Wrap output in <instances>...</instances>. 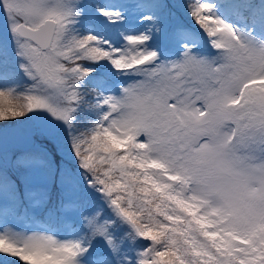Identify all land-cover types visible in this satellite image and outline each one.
Wrapping results in <instances>:
<instances>
[{"label":"snow or ice","instance_id":"1","mask_svg":"<svg viewBox=\"0 0 264 264\" xmlns=\"http://www.w3.org/2000/svg\"><path fill=\"white\" fill-rule=\"evenodd\" d=\"M0 264H264V0H0Z\"/></svg>","mask_w":264,"mask_h":264},{"label":"rangeland","instance_id":"2","mask_svg":"<svg viewBox=\"0 0 264 264\" xmlns=\"http://www.w3.org/2000/svg\"><path fill=\"white\" fill-rule=\"evenodd\" d=\"M26 227L27 228H32L34 226L32 224L28 223V224H26ZM39 227H44V225L43 224H40Z\"/></svg>","mask_w":264,"mask_h":264}]
</instances>
